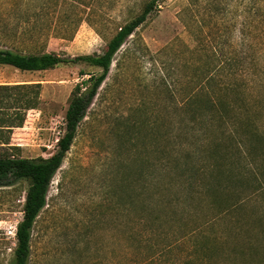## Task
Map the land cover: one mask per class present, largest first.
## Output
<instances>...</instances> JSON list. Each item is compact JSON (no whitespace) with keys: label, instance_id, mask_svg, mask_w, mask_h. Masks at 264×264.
<instances>
[{"label":"rangeland","instance_id":"1","mask_svg":"<svg viewBox=\"0 0 264 264\" xmlns=\"http://www.w3.org/2000/svg\"><path fill=\"white\" fill-rule=\"evenodd\" d=\"M146 1L0 0V49L63 58L102 54L118 28L140 13ZM191 1L162 0L116 54L51 182L47 205L34 226L30 264L142 262L149 246L130 239L133 228L146 236L154 228L148 239L157 246L164 237L182 236L211 219L215 200L220 206L242 208L203 227L206 236L200 243L212 248L210 262L264 264V191H256L252 167L221 119L188 115L185 109L196 83L192 76L208 63L203 47L207 38L226 57L236 58L235 50L243 51L239 62L245 73L239 78L227 75L229 83L261 79L250 102L251 108L260 109L257 119L264 127V0H258V12L249 16L239 11L237 22H231L233 13L218 25L208 17V1ZM223 2L229 11L246 3ZM188 4L191 13L185 12ZM240 32L246 36L244 46L239 45ZM254 51L261 54L258 67ZM100 72L83 64L41 72L0 65V85H41L38 109L27 112L23 127L0 134L11 146L0 145V154L54 155L73 89ZM213 90L219 92L214 97L222 92ZM185 177L189 180L183 181ZM220 186L216 194L207 192ZM27 189V182L0 188V264L12 258ZM127 196L133 200L128 208L123 204ZM142 203L153 226L134 223ZM244 228L254 234L260 258L246 261L232 254V243L242 244L247 237L236 235ZM219 234L225 242L218 240ZM189 240L173 252L169 264H185L193 247Z\"/></svg>","mask_w":264,"mask_h":264},{"label":"trees","instance_id":"2","mask_svg":"<svg viewBox=\"0 0 264 264\" xmlns=\"http://www.w3.org/2000/svg\"><path fill=\"white\" fill-rule=\"evenodd\" d=\"M161 1L147 0L140 13L118 28L102 54L63 58L52 53L21 54L12 49H0V65L11 66L22 72H41L63 65L79 64L101 69L99 74H90L88 78L83 79L73 89L65 115V132L54 155L48 158H26L9 153L0 154V188L11 187L20 182L28 183L23 218L16 227V245L13 248V255L9 264H30L32 235L36 220L47 205L51 182L73 144L77 129L86 117L99 88L107 78L116 54L128 38L134 35L137 29L147 21L150 14L157 10ZM206 1H208L206 8L208 17L214 20L217 25L219 19L224 21V18L230 14L234 13L231 22L234 18L237 22L240 17L239 11H241V14H249L250 16L261 8L257 4L258 0H243L246 3L237 4L236 11H229L224 6L223 0ZM198 2L199 0H192L189 4ZM189 4L185 9L186 13H191L193 10V7ZM240 34L241 42L239 45L244 46L246 36L242 32ZM207 40V38L203 39V47L208 63L201 67V72L198 75L192 76L193 82L196 83L190 88L187 103H185L186 112L188 115H209L212 118L222 120V123L227 126V130L230 131V137L236 143V146L241 149L239 150L240 154L246 156L247 164L252 167L256 191H264V127L259 125L261 121L257 119V115L262 114H260L259 108H251L252 104L250 102L256 96L254 89L260 84L261 79L254 77L252 81L249 80L247 84L245 81L242 85L229 83L226 77L239 78L245 73V69L239 62L243 51L235 50L234 56L237 57L229 58L225 54L215 51ZM253 46L248 43L249 48ZM252 55H254L252 58L253 63L258 67L261 54L254 51ZM233 62L234 69L231 65ZM212 64H215V66L212 67ZM40 86V84L0 85V134H3L4 131L12 133L14 129L23 127L27 112L38 109ZM216 87L222 88V92L219 96L214 97L213 94L219 93L213 90ZM211 90H213V93ZM234 115L238 116L233 118ZM244 116L245 119H242ZM0 145L10 146V139H3L1 136ZM188 180L189 177L183 179V181ZM217 189L221 190V186L216 189H207V192L216 194ZM223 189L226 190L225 187ZM128 197L123 203L126 208L133 204V200L128 199ZM212 205H214L216 212L211 216V219L209 218L203 224L184 232V234L182 233V236H174L171 240L164 237L157 246L148 239L151 234L153 235L154 228L147 230L149 231L147 236L137 231L138 228H133L131 232L134 235L130 239L133 242H140V246H143L142 243L149 246L144 261L134 262L136 264H169L173 252L181 245L183 246V243H187L183 242L185 239H190L188 242L190 246L193 244V247L191 251L186 253L188 257L184 263L212 264L210 262L212 248L208 245L202 246L200 243V239L206 236V233H203V227L205 225L213 226L219 222V218L231 216L242 208L240 204L220 206L218 200H215ZM147 212L149 213L146 210L145 203H142L140 212L135 214L134 223L137 227L154 225L150 221L152 218L149 217ZM150 214L153 213L150 212ZM236 235L247 236L242 244L232 243V250L235 251L232 254L237 256L236 258L252 261L261 257L262 252L259 244L254 240L253 233L244 228L237 231ZM224 236L219 234L218 240L224 241L226 239ZM227 242H230V240ZM172 262V264H177L174 261Z\"/></svg>","mask_w":264,"mask_h":264}]
</instances>
